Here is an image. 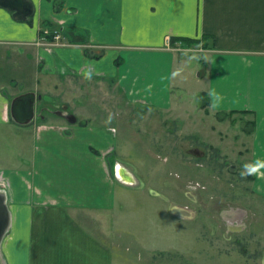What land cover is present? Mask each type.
Returning <instances> with one entry per match:
<instances>
[{"label": "crops", "instance_id": "1", "mask_svg": "<svg viewBox=\"0 0 264 264\" xmlns=\"http://www.w3.org/2000/svg\"><path fill=\"white\" fill-rule=\"evenodd\" d=\"M27 1L32 11L25 16L21 3L19 10L0 4V207L11 219L2 263L143 260L117 219L140 198L163 201L169 185L154 178L165 157L147 165L146 154L120 148L114 121L119 109L175 116L190 45L199 49L197 78L205 80L199 109L230 122L223 140L241 124L226 153L210 143L237 155L253 194L224 217L243 231L245 208L258 210L264 238V0ZM28 94L35 95V115L21 123L11 101Z\"/></svg>", "mask_w": 264, "mask_h": 264}, {"label": "rangeland", "instance_id": "2", "mask_svg": "<svg viewBox=\"0 0 264 264\" xmlns=\"http://www.w3.org/2000/svg\"><path fill=\"white\" fill-rule=\"evenodd\" d=\"M188 47L191 50L183 53L187 66L181 73L186 88L178 91L181 106L175 116L172 111L157 115L120 109L116 115L119 147L124 150L126 145L134 156L146 154L147 165L156 163L159 158L155 155L165 157L164 161L160 158V172L154 182L169 185L161 193L163 201L159 205L152 199L144 202L141 198L128 204L122 209L123 214L119 213L116 226L128 231L125 241L133 252L142 251L143 260L135 264H264V238H259L256 228L261 216L258 210L254 213L252 208H245V231L233 230L224 217L225 210L239 211V199L244 202L239 206L248 205L249 196H253L244 175L247 168L239 171L240 165L234 160L237 155L234 158L224 155L226 144L234 142L240 119L234 127H229V136L221 139V132L226 131L230 122L205 116L199 109L197 95L202 92L205 80L197 78L196 65H202L196 52L199 49ZM190 51L195 53L190 55ZM122 101L116 95L119 107ZM210 143L220 146L225 153ZM228 151L233 156L231 145ZM149 168L153 171L151 165ZM149 189L152 193L150 186ZM130 256L136 262L137 256Z\"/></svg>", "mask_w": 264, "mask_h": 264}, {"label": "water", "instance_id": "3", "mask_svg": "<svg viewBox=\"0 0 264 264\" xmlns=\"http://www.w3.org/2000/svg\"><path fill=\"white\" fill-rule=\"evenodd\" d=\"M23 4L26 8L25 11L22 10L21 14L23 16L27 15L32 11V6L27 0H0V4L9 8L14 9H22V7L19 4ZM23 105V106H22ZM24 108L23 110L21 108ZM20 110L22 112L20 113ZM35 95L34 94H28V95H20L12 99L11 101V116L14 120L21 122V123H29L32 121L35 113ZM67 119L70 122H76L77 118L73 114H67ZM2 210H0V213L3 215L4 224H2V227L0 229V246L1 242L3 240L4 235L7 233L9 226L11 224L10 214L7 206L3 203L0 207ZM0 264L2 263L1 255H0Z\"/></svg>", "mask_w": 264, "mask_h": 264}, {"label": "flooded vegetation", "instance_id": "4", "mask_svg": "<svg viewBox=\"0 0 264 264\" xmlns=\"http://www.w3.org/2000/svg\"><path fill=\"white\" fill-rule=\"evenodd\" d=\"M67 115V114H66ZM195 152H197V150H194ZM203 153V152H202ZM0 210H2V208H0ZM4 222V219H3V215L0 213V229H1V227H2V224H4L3 223Z\"/></svg>", "mask_w": 264, "mask_h": 264}, {"label": "trees", "instance_id": "5", "mask_svg": "<svg viewBox=\"0 0 264 264\" xmlns=\"http://www.w3.org/2000/svg\"><path fill=\"white\" fill-rule=\"evenodd\" d=\"M202 96H203V95H201L200 98H202ZM203 102H204V101H203ZM207 104H208V103H205V102H204L202 105H203V106H206Z\"/></svg>", "mask_w": 264, "mask_h": 264}, {"label": "clouds", "instance_id": "6", "mask_svg": "<svg viewBox=\"0 0 264 264\" xmlns=\"http://www.w3.org/2000/svg\"><path fill=\"white\" fill-rule=\"evenodd\" d=\"M213 95H214V96H218L219 94L214 92Z\"/></svg>", "mask_w": 264, "mask_h": 264}]
</instances>
